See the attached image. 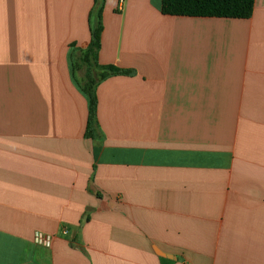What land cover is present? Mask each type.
<instances>
[{
	"label": "crops",
	"instance_id": "obj_1",
	"mask_svg": "<svg viewBox=\"0 0 264 264\" xmlns=\"http://www.w3.org/2000/svg\"><path fill=\"white\" fill-rule=\"evenodd\" d=\"M94 6L0 0V264H264V0H105L88 138Z\"/></svg>",
	"mask_w": 264,
	"mask_h": 264
},
{
	"label": "trees",
	"instance_id": "obj_2",
	"mask_svg": "<svg viewBox=\"0 0 264 264\" xmlns=\"http://www.w3.org/2000/svg\"><path fill=\"white\" fill-rule=\"evenodd\" d=\"M255 0H162V13L176 17H202L225 19H250L254 12ZM105 0H95L92 17L96 22L91 26L92 40L80 62L86 67L83 82L77 81L79 90L88 99L89 118L87 126L88 138H94L97 129L98 84L111 76L129 75L128 71L113 66H100L98 54L101 48L102 12ZM77 69V65H74Z\"/></svg>",
	"mask_w": 264,
	"mask_h": 264
},
{
	"label": "built area",
	"instance_id": "obj_3",
	"mask_svg": "<svg viewBox=\"0 0 264 264\" xmlns=\"http://www.w3.org/2000/svg\"><path fill=\"white\" fill-rule=\"evenodd\" d=\"M68 232L64 231V234L66 235ZM52 237H46L42 234L37 235L36 237V243L43 246H50L52 243Z\"/></svg>",
	"mask_w": 264,
	"mask_h": 264
}]
</instances>
